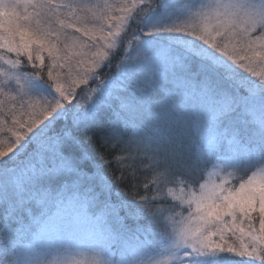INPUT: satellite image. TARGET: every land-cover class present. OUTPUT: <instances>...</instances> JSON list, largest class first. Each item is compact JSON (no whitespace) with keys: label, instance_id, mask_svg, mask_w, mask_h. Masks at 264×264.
Returning <instances> with one entry per match:
<instances>
[{"label":"snow or ice","instance_id":"6c2138e0","mask_svg":"<svg viewBox=\"0 0 264 264\" xmlns=\"http://www.w3.org/2000/svg\"><path fill=\"white\" fill-rule=\"evenodd\" d=\"M4 133L0 264H264V0H0Z\"/></svg>","mask_w":264,"mask_h":264},{"label":"trees","instance_id":"16d2710c","mask_svg":"<svg viewBox=\"0 0 264 264\" xmlns=\"http://www.w3.org/2000/svg\"><path fill=\"white\" fill-rule=\"evenodd\" d=\"M21 59L23 60V58H21ZM24 63L26 64L27 61L24 60ZM25 70L26 71H33V69H31V67H27ZM241 74L245 75V76L248 75L247 73L243 72L242 70H241ZM109 75H111V74H109ZM249 78L250 79H255L253 77H249ZM45 79H46V76H45ZM5 137H6L5 133L4 134H0V138L1 139L5 138ZM93 151L97 154V156H99V153L102 152L103 149L100 148L99 144H93ZM113 155H114V153H112V152L107 153V156H108L109 159H111ZM105 172L113 180L115 179L116 175H119V172L116 170V166L115 165H113L111 168L105 167ZM149 175H150L149 173H142L140 175V180H144ZM127 184H128V182L126 181L123 185H121V187H124L125 190H127ZM140 191H141V193H143V188H141ZM227 258L231 262H233V264H235V262H237V261H239L241 259L239 257H235V256H232V255H228Z\"/></svg>","mask_w":264,"mask_h":264},{"label":"rangeland","instance_id":"374dc122","mask_svg":"<svg viewBox=\"0 0 264 264\" xmlns=\"http://www.w3.org/2000/svg\"><path fill=\"white\" fill-rule=\"evenodd\" d=\"M93 2H95V0H93ZM119 51H120V54L123 55V47H121V49H119ZM118 59H119V56L116 57V60H118ZM114 72H115V61H113L112 69H111V70H108V69H103V70H101V75H102V76H106V75L112 74V73H114ZM92 86H95V84L93 83ZM82 87H83V86H82ZM78 91H79V89H78ZM81 102L83 103L84 101H81ZM5 135L7 136V135H9V134L5 133ZM0 139H1V138H0Z\"/></svg>","mask_w":264,"mask_h":264}]
</instances>
